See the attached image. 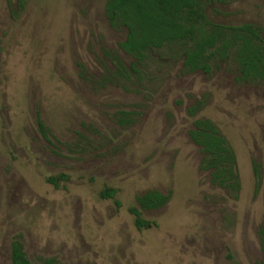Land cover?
<instances>
[{"label": "rangeland", "instance_id": "374dc122", "mask_svg": "<svg viewBox=\"0 0 264 264\" xmlns=\"http://www.w3.org/2000/svg\"><path fill=\"white\" fill-rule=\"evenodd\" d=\"M107 1L0 0V264H12L15 239L33 264L263 262L264 80L222 44L208 71L186 67L191 43L138 61ZM203 14L206 27L251 25L264 44V0ZM199 119L234 151L239 185L203 168ZM61 175L58 188L47 182ZM148 191L170 199L143 211L156 225L138 230L129 210Z\"/></svg>", "mask_w": 264, "mask_h": 264}, {"label": "trees", "instance_id": "16d2710c", "mask_svg": "<svg viewBox=\"0 0 264 264\" xmlns=\"http://www.w3.org/2000/svg\"><path fill=\"white\" fill-rule=\"evenodd\" d=\"M215 1L222 0H108L105 12L113 28L125 31L121 50L138 61H143L151 49H161L173 43H191L192 46L185 51L186 67L192 71H208L209 52L222 44L224 54L231 47L238 48L245 77L264 80V44L253 26L202 25L204 5ZM40 126L45 134L43 123ZM194 126L191 137L205 155L203 168L211 171L213 182L223 188L239 185L236 155L216 125L210 120L199 119ZM61 180H66V176L49 177L47 182L58 188ZM101 196L114 199L116 190L106 188ZM169 199L158 191L139 196L138 207L129 210L135 217L137 229L156 225L144 218L143 211L162 208ZM117 205L120 206L118 201ZM261 247L263 262L257 264H264V232ZM11 258L12 264H33L18 239L13 241ZM44 264L59 263L55 259H46Z\"/></svg>", "mask_w": 264, "mask_h": 264}]
</instances>
